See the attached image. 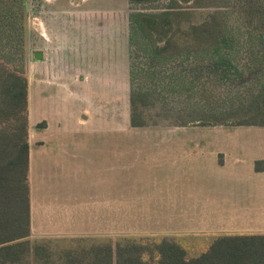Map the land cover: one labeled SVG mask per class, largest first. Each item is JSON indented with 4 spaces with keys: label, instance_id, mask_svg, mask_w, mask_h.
<instances>
[{
    "label": "rangeland",
    "instance_id": "rangeland-1",
    "mask_svg": "<svg viewBox=\"0 0 264 264\" xmlns=\"http://www.w3.org/2000/svg\"><path fill=\"white\" fill-rule=\"evenodd\" d=\"M212 1L220 3L227 11L230 27L264 28V0ZM63 4L67 5V10L77 11L69 13V21H73L74 17L89 19L92 16L95 19L96 15L97 20H106L113 10V17L116 14L120 19L128 17L129 23L135 12H162L170 4L176 7L171 0L136 5L129 3V0H115L112 3L109 0H0V17L4 22V27L0 30V45H4L0 48V74L3 67H6L9 70L23 71L26 75L34 58V49L43 44L50 50V42L41 43L38 34L43 29L50 28L55 21L64 24L63 19L55 16L57 10H52ZM91 4L102 7L88 9ZM109 4L111 6L106 8ZM179 6L172 11L180 10L181 13L168 16L170 24L162 23L170 26V31L176 36L169 42L174 44L173 48L168 46L166 51L158 53L156 49L163 46L164 41H155L138 25L131 30V82L132 86L140 87L143 93L147 92L138 101L147 124L145 126L131 125V103L128 107L124 102L115 103L112 118H109L112 123L107 124L103 131L100 129L102 125L93 124L94 118L89 123L91 126L77 129L71 121L74 122L73 118L79 116L77 109L84 104V96H89L91 90L96 92L97 86L86 89L81 96L79 88L82 84L78 82L68 86L62 79L58 82L62 83L60 86L54 84L47 88L51 99L45 101L42 98V84L34 73L33 87L38 90L34 91V95L37 92L34 107L36 119L40 120L46 115L54 117L53 112L59 108L60 117L63 116L61 118L64 120V130H50L48 148L56 145L57 133L62 136L76 133V137L82 136L81 156L87 161L96 143L90 134L93 132L91 127H95L94 131H108V134L113 135L112 139H108V146L112 140V148L109 146V150L102 154L104 160L108 158L109 162L113 149L114 165L112 171L103 165L95 168L85 163L81 171L76 170L74 174L57 168L38 172L35 184L36 191L41 195L43 212H34V229L28 237L30 251L22 261L14 264H62L67 261V252L80 254L95 245L127 238L146 244L144 259L151 264H158L159 253L149 245L151 243L176 241L185 249L187 257H195L206 251L217 237L200 233L189 235V229L203 226L191 216L193 211H199L197 207L201 205L203 196L204 185L200 184L204 181V167L199 162L207 161L205 157L209 148H217L223 143L211 137H204L196 142L189 139V134L225 135L223 137L228 141L226 145L230 147L229 144L234 139L243 140L250 134L264 133V127L253 125L200 126L196 121L205 117L207 111L248 102L251 92L258 90L260 81L255 76L250 77V81H242L236 75L232 79L222 80L215 73L208 72V57L189 55V25L200 24L210 18L216 7H197L194 3L185 2H181ZM66 30L70 43L66 47L71 49L74 42L84 51L87 48L84 39L88 41L92 36L73 27H67ZM256 38L257 36L252 38L253 43L257 41ZM79 39L81 42H78ZM102 42L103 45L97 48L99 54L92 52L95 55L93 65L111 58L113 64L119 62L120 55L124 56L123 52L126 50V35L113 27L112 31L108 30V35L103 34ZM64 57L71 61L77 60L71 51L65 52ZM247 58L238 57V62L244 64ZM120 63L121 61L117 64ZM254 65L263 70L258 62ZM209 73L212 77L207 76ZM244 74L247 77L251 75L247 69ZM96 94L106 93L97 91ZM183 123L186 125H181ZM44 126V122H39L36 126L30 123L28 137ZM125 134L129 136L128 144ZM65 142L69 143L68 140ZM195 149L199 151L197 156L200 155V158H189V155H194L192 150ZM233 155L236 156V153L233 152ZM237 158L236 164L244 165L245 160L240 156ZM111 195L114 199L112 210L111 205L105 203L111 199ZM101 200L105 202L97 203ZM230 204L229 200H224L221 206L228 208L227 205ZM73 229L75 232H72ZM38 244H45V249L40 254L35 253V246ZM87 260H90V256H86L85 261Z\"/></svg>",
    "mask_w": 264,
    "mask_h": 264
},
{
    "label": "trees",
    "instance_id": "trees-1",
    "mask_svg": "<svg viewBox=\"0 0 264 264\" xmlns=\"http://www.w3.org/2000/svg\"><path fill=\"white\" fill-rule=\"evenodd\" d=\"M155 1L129 0V3L136 5ZM171 2L176 7L170 4L162 12H135L130 18L129 42L133 35L131 30L138 25L155 41H164V45L156 49L162 53L168 46L174 47V44H169L172 38H176L174 32L170 31V26L162 25L166 22L170 24L168 16L181 13L180 10L172 11L174 7L179 8L181 2L194 3L197 7H216L210 18L200 24L189 25V55L208 57V72L215 73L222 80L232 79L236 75L242 81H250V77L255 76L260 85L256 92H251L248 102L207 111L205 117L196 121L200 126H264V28L230 27L227 11L212 0ZM0 21L2 30L4 22L1 17ZM255 36L257 41L253 43ZM3 46L0 45V48ZM241 56L248 57L244 64L238 62ZM257 62L263 70L254 65ZM246 69L251 73L249 77L244 74ZM210 73L207 76L212 77ZM130 84L131 125L142 127L147 124L138 101L147 92L143 93L140 87L132 86L131 71ZM28 129L27 75L23 71L3 67L0 74V264L20 262L30 251ZM263 167V161L256 162L257 171L263 170ZM44 245H36L35 253L40 254L45 249ZM145 245L140 240L130 238L95 245L80 254L67 252V261L62 264H151L143 257ZM149 245L159 253L158 264H264V233L219 235L206 251L195 257H187L185 249L176 241H156ZM86 256H90V260L85 261Z\"/></svg>",
    "mask_w": 264,
    "mask_h": 264
},
{
    "label": "crops",
    "instance_id": "crops-1",
    "mask_svg": "<svg viewBox=\"0 0 264 264\" xmlns=\"http://www.w3.org/2000/svg\"><path fill=\"white\" fill-rule=\"evenodd\" d=\"M109 1L112 3L115 0ZM93 5L91 4L88 9L102 7ZM110 6L111 4L107 5L106 8ZM67 8V5L65 6L63 4L62 6L58 5L57 9L56 7L52 9L57 10L55 16L63 19L64 24L55 21L53 25H50V28L47 27V29L40 31L38 35L41 43L50 42L51 48L49 50L43 45L45 48V59L37 61L33 58L28 66L29 71L26 73L28 78L29 124L32 123L36 126L39 122H45V126L40 130H35L29 138L28 179L31 201V230L34 229V212L36 210L41 212L43 206L41 195L38 190L36 191L35 182L38 172L41 173L42 170H47L48 168H57L62 172L69 170L74 174L76 170L81 171L85 163L95 168L103 165L106 168H111L112 171L114 165L112 159L113 149H111V159L109 162L108 158L104 160L102 154L103 151L109 150V146L112 148V140L111 145L108 146V139H112L111 136L113 135L108 134V131L105 133L98 130L94 131L96 130L95 127H91V131L93 132H90V134L93 135V140L96 143H94L93 151L90 152V157L87 161L83 160L81 156L82 136L79 135L76 137V133L68 136L58 135L57 133L55 139L56 145L53 148H48L47 142L49 141L48 134L50 130L52 128L58 132L61 128L64 130V120L61 118L63 116L60 117L59 108L55 110L56 112H53L55 113L54 117L46 115L40 120L36 119L34 107L37 92L34 95V91L38 90L33 87L34 83L32 78H34V73L37 74L38 82L42 84V98L45 101L51 99V95L47 93V88L52 87L54 84L60 86L62 83L58 82L62 79L65 80L64 83L68 86H72L74 83L78 84V82L82 84L83 86L79 88L81 96L86 89L90 87L94 89L93 85L97 86V89H95L96 92L105 91L106 94L99 95L91 90L89 96H84V104L80 105L77 109L79 116L77 115L73 118L74 122L71 121V124L75 127L77 126V129H82L88 125L91 126L89 123H92L94 118L95 122L93 124L97 126L102 125L103 127L100 129L103 131L104 127H107V124L112 123V121H109V118H112L115 103L123 104L125 102L128 107L130 103L129 18L125 17L120 19L116 13L113 17L111 14L112 10L110 11L109 18L106 20H97L96 17L98 16L96 15L95 19L92 16L89 19L72 17L73 21H69V13H77V11L67 10ZM90 13H92V10ZM67 27H73V29L81 33L85 32L87 36L89 34L92 36L88 41L84 39V44L87 46L84 51H82V48H78L74 42L72 43L73 46H71V49L66 47L70 44L68 42ZM113 27L115 30H121L127 38L126 50L123 52L124 56L120 55L119 62L121 61V63L117 64L119 63L117 62L113 64L111 58L105 62H99L93 65L94 61L92 60L95 59V55H92V52L99 54L97 48L103 45V34L108 35V30L111 29L112 31ZM78 42H81V40L79 39ZM67 51H71L72 56H75L77 60L71 61L70 59H66L64 55ZM58 86L57 88L59 90ZM125 135L128 144L129 136L128 134ZM223 136L225 135L189 134V139H193L196 142L202 140L204 137H211L217 138L223 143L218 145L217 148H209L207 151L208 155L205 157L207 161L203 163L199 162L204 167L202 177L204 181H201L200 184L204 185L203 196L201 205H199L200 207H197L199 211L196 213L193 211L191 216L192 219H195L198 223H202L203 226L199 229H189V235L202 234L219 236L225 234L264 233V167L261 171H257L256 169L257 161H263L264 166V133L250 134L249 137L246 136L243 140L234 139L235 141L229 144L230 147L226 145L228 141H225V137ZM66 140L69 143H66ZM199 147L201 146L199 145ZM192 151L194 155H189V158L195 157L199 153L197 149ZM233 152L236 153V156L233 155ZM238 156L245 160L244 165L236 164L237 161L235 159ZM197 158H200V155ZM224 200L230 201L231 204L227 205L229 206L228 208L221 206ZM103 202L105 201L101 200L97 203ZM105 203L107 205L110 204L111 210L113 209L114 199L112 195L111 199ZM112 214L111 217L109 216L111 221L113 220ZM105 217L107 221L108 212L105 214ZM187 218H189V215ZM72 232H75V229ZM69 234L73 235L75 233Z\"/></svg>",
    "mask_w": 264,
    "mask_h": 264
},
{
    "label": "flooded vegetation",
    "instance_id": "flooded-vegetation-1",
    "mask_svg": "<svg viewBox=\"0 0 264 264\" xmlns=\"http://www.w3.org/2000/svg\"><path fill=\"white\" fill-rule=\"evenodd\" d=\"M36 51H41V52H42V57H41V58H36V57H35V52H36ZM33 57H34V59L37 60V61H41V60H44V59H45V48H44L43 44H42V46H40V47H36V48L34 49Z\"/></svg>",
    "mask_w": 264,
    "mask_h": 264
},
{
    "label": "water",
    "instance_id": "water-1",
    "mask_svg": "<svg viewBox=\"0 0 264 264\" xmlns=\"http://www.w3.org/2000/svg\"><path fill=\"white\" fill-rule=\"evenodd\" d=\"M35 57L36 58H41L42 57V52L41 51H36L35 52Z\"/></svg>",
    "mask_w": 264,
    "mask_h": 264
}]
</instances>
